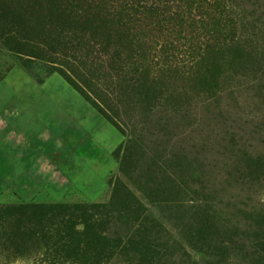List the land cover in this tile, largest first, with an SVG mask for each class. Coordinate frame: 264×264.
<instances>
[{
    "label": "trees",
    "instance_id": "obj_1",
    "mask_svg": "<svg viewBox=\"0 0 264 264\" xmlns=\"http://www.w3.org/2000/svg\"><path fill=\"white\" fill-rule=\"evenodd\" d=\"M0 50L12 59L0 81L15 65L56 73L124 135L120 114L175 116L193 102L217 108L234 87L261 92L264 0H0ZM132 128L113 155L138 192L117 178L108 202L0 205L4 264H168L167 230L141 198L179 211L191 191L162 171L132 182ZM242 162L257 182L264 155ZM186 219L188 246L222 257L209 216ZM260 236L259 224L263 249Z\"/></svg>",
    "mask_w": 264,
    "mask_h": 264
},
{
    "label": "rangeland",
    "instance_id": "obj_2",
    "mask_svg": "<svg viewBox=\"0 0 264 264\" xmlns=\"http://www.w3.org/2000/svg\"><path fill=\"white\" fill-rule=\"evenodd\" d=\"M11 62L0 50V69ZM28 72L15 65L0 81V205L108 202L111 183L117 178L128 183L119 172L122 153L119 158L113 153L126 145L134 127L138 141L133 148L132 182L140 175L143 183L147 172L162 171L191 191L179 211L141 198L167 230V263L264 264V247L253 243L257 226H264V173L251 182L242 162L245 156L264 155V89L234 87L217 108L193 102L175 116L147 117L139 110L130 112L129 120L120 114L117 122L124 136L62 76ZM105 171V185L93 199L71 184L75 177L93 188ZM128 184L138 192L137 186ZM197 214L211 219L222 257L214 246L210 251L188 246L182 225H189L186 218ZM2 259L0 253V264Z\"/></svg>",
    "mask_w": 264,
    "mask_h": 264
},
{
    "label": "crops",
    "instance_id": "obj_3",
    "mask_svg": "<svg viewBox=\"0 0 264 264\" xmlns=\"http://www.w3.org/2000/svg\"><path fill=\"white\" fill-rule=\"evenodd\" d=\"M90 164H93V161H91L90 162ZM93 166V165H92ZM105 174H106V171H105V173H104V175H103V179H102V181L100 182V184L99 185H94L93 186V188H89V187H84L83 185H81V183L79 182V180L76 178L75 179V177H72L76 182L75 183H71L72 185H74V186H76V187H78L79 189H81L82 191H84L87 195H88V197H90V198H94L95 196H97L100 192H101V190L103 189V187H104V185H105ZM96 187V188H95Z\"/></svg>",
    "mask_w": 264,
    "mask_h": 264
}]
</instances>
